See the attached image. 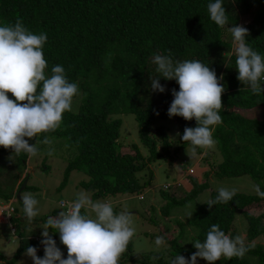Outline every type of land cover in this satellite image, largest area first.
I'll list each match as a JSON object with an SVG mask.
<instances>
[{
    "label": "trees",
    "instance_id": "obj_1",
    "mask_svg": "<svg viewBox=\"0 0 264 264\" xmlns=\"http://www.w3.org/2000/svg\"><path fill=\"white\" fill-rule=\"evenodd\" d=\"M211 2L214 0H0V26L14 24L19 18L34 33H46L48 39L43 52L48 62L47 73L50 75L51 68L59 64L65 68L69 81L80 88L78 109L64 113L60 129L38 137L63 138L77 149L75 158L64 169L59 188L72 170L82 169L88 178L80 184L94 198L139 193L150 185L153 172L144 170L150 161L167 155L170 146L166 128L156 124V120L169 117L167 110L174 98L171 90L179 91L174 79L163 77L160 83L166 91L151 89L150 76L158 75L152 60L156 54L170 52L174 61L196 59L215 69L217 77L223 75L220 83L225 91L224 107L219 113L223 123L216 126L213 134L221 161L209 160V154H204L202 158L209 163L205 181L194 180L192 188L184 194L170 195L166 192L169 186L160 190L168 199L163 213L189 203L202 189L209 188L206 179L209 176L223 178L248 173L264 191V94H252L237 80L233 38L221 39L225 28L210 19L207 5ZM224 7L229 17L228 27L238 24L249 29L247 43L264 55V0H224ZM8 95L15 99L11 93ZM253 108L260 110L259 116L241 112ZM128 111L134 115L146 155L136 146L122 151L116 145L121 120L115 114ZM173 117L178 124V146L185 145L184 128L195 127L196 121ZM27 158L26 154L17 155L0 146V202L15 198L26 177L23 174ZM29 188L26 183L23 190ZM217 195L216 190L210 192L211 199ZM206 201L197 204L190 219L196 229L193 242L206 239L213 224H219L221 230L235 237L232 224L236 211H241L247 222V241L264 236V213L253 215L246 210L264 201L256 193L237 192L232 201L211 208ZM54 214L55 210L43 220ZM20 218L16 210L9 216L20 242L4 264L13 263L27 247L37 248L40 244L34 240L23 245L22 239L28 237L20 229ZM58 236V232L52 231L53 238ZM179 237L168 239L165 252L151 250L136 260L141 264H170L179 254L190 259L197 249L193 243L185 248L178 242ZM130 249L131 242L128 253ZM130 258L128 254L127 259ZM0 259H5L1 253ZM222 264H264V246L255 244L242 259L223 260Z\"/></svg>",
    "mask_w": 264,
    "mask_h": 264
},
{
    "label": "clouds",
    "instance_id": "obj_2",
    "mask_svg": "<svg viewBox=\"0 0 264 264\" xmlns=\"http://www.w3.org/2000/svg\"><path fill=\"white\" fill-rule=\"evenodd\" d=\"M207 8L210 19L218 27L229 25L224 0H214ZM228 31L233 38L237 80L252 94H264V55L247 43L249 29L235 24L229 26ZM47 39L46 33H34L19 18L14 24L0 26V146L17 155L26 154L29 158L40 153L37 143L30 144L29 139L36 138L37 141L42 134L60 129L64 113L73 111L74 98L81 95L79 85L69 81L63 66L55 65L51 74L47 73L48 62L43 52ZM152 62L158 73L155 77L150 76L153 91H166L165 85L160 83L161 77L174 79L179 85V91L171 90L174 98L167 110L168 116L196 121L195 127L184 128L182 141L191 145L193 155L197 149L207 151L214 148L217 143L213 136L215 128L223 123L219 114L224 107L222 93L225 87L220 83L223 75L217 77L215 69L196 59L174 61L170 52L154 55ZM8 93L15 99H10ZM156 114L159 115L158 112ZM40 143L48 146V156L54 154L52 140L47 135H43ZM251 188L264 198L259 185L252 184ZM238 191L236 187L220 186L218 195L205 203L209 208L228 203ZM21 200L24 218L31 225L40 215L39 201L30 192L22 193ZM12 208L14 212L15 208ZM61 209L39 226L43 229L40 243L44 245V256H38L34 246L25 250L34 264H119L136 233L132 214L126 205L117 212L115 202L94 201L87 192L79 191L75 199ZM50 229L59 233L60 242L67 248V258L50 235ZM33 230L32 227L27 229L29 233ZM165 243L163 236L156 237L157 248ZM192 243L197 251L191 254L190 259L179 254L170 264H198V257L208 264L242 259L255 247L254 243L246 242L244 236L226 234L219 224L211 225L206 239Z\"/></svg>",
    "mask_w": 264,
    "mask_h": 264
},
{
    "label": "rangeland",
    "instance_id": "obj_3",
    "mask_svg": "<svg viewBox=\"0 0 264 264\" xmlns=\"http://www.w3.org/2000/svg\"><path fill=\"white\" fill-rule=\"evenodd\" d=\"M231 33L228 31V26L222 32L221 39L228 41L231 39ZM79 97L74 98L73 111L78 109ZM246 116H259L260 110L246 109L241 111ZM119 117L121 124L119 127V136L116 141V145L122 151H130L133 146H136L142 155L147 154V149L140 143L137 124L132 112H124L115 114ZM156 124L162 125L166 128L169 138L170 146L168 148V154L164 157L157 158L154 161L148 163L147 168L144 170L146 173L148 170L153 172V179L150 185L146 186L141 192L134 194H116L114 196L96 197L92 196L89 189L83 187L80 182L88 178L84 169L72 170L66 182L61 188L59 184L63 178V173L66 165L75 158L77 149L74 145H69L65 139L59 137H49L52 140L51 147L54 148V154L52 156L47 155V145L40 143L41 138H31L29 143H37L40 148V153L36 157L27 158L24 174H27V185L31 186L29 189L21 190V194L30 192L39 201L38 207L40 208V215H38L31 225H29L22 212V204L19 199L11 198L7 202L12 203V206L16 211L20 213V229L24 236L28 238L22 239L23 245L31 244L33 241H40L43 239L41 233L43 229L39 227L45 222L44 216L56 211L57 215L62 209L58 202L65 201L66 206L72 200L75 199V194L79 191L87 192L91 198L96 200H111L116 203V211L122 210L123 206H127V210L132 214L136 233L131 240V249L122 255L119 264H141L136 259L142 258V254L148 251H161L165 252L168 245V239L173 237H179L178 242L185 248L190 247L196 229L191 224L190 213L193 214L198 203L206 201L210 198V192L216 190L220 186L236 187L238 192L243 193H255L251 185L258 183L248 174H241L235 177H223L217 178L209 176V188L202 189L198 195L187 204L177 205L171 208L166 214L163 213L167 198L163 197L160 193L162 186L168 184L170 188L168 192L170 195L179 196L180 193L184 194L189 191L193 186V181L196 180L199 183L205 181L204 174L208 170V161H204L202 158L204 154H209V160L221 161L222 157L219 153L217 143L214 148L204 151L197 149L196 154H192L191 145L186 143L185 145L178 146L180 141L178 138V124L174 117H168L163 119H157ZM24 167V166H23ZM188 172L190 174H188ZM140 172L138 175L141 176ZM143 176L140 180L143 181ZM141 196V197H139ZM1 200V199H0ZM5 203V202H4ZM3 202H0V205ZM65 206V207H66ZM248 212L253 215L264 213V201L255 203L246 208ZM6 214V212H4ZM0 218V253L4 256V260L0 259V264L7 262L16 249L19 246L20 236L18 232H13L9 219L5 218V215ZM233 227L236 230L237 235L245 236L247 222L241 211H236L235 218L233 220ZM28 227H32L34 230L32 233L27 231ZM50 235H52V231ZM157 236H163L166 243L159 248L155 245V239ZM54 239V238H53ZM57 246L64 253V258H67V248L59 239V236L55 238ZM250 243H261L264 246V236L260 235L251 241ZM41 244V243H40ZM37 247V255L41 258L44 256V245ZM131 257L127 259V255ZM248 260H254L252 256H246ZM198 264H204L207 261L201 258H197ZM223 260L216 261L215 264H222ZM10 264H34L31 257L25 254V250L20 256Z\"/></svg>",
    "mask_w": 264,
    "mask_h": 264
},
{
    "label": "built area",
    "instance_id": "obj_4",
    "mask_svg": "<svg viewBox=\"0 0 264 264\" xmlns=\"http://www.w3.org/2000/svg\"><path fill=\"white\" fill-rule=\"evenodd\" d=\"M165 185H166L167 188H168V185H167V184H164V185L162 186V188L165 189ZM139 197H141V196H139ZM58 204H59L60 206H62V207H65V206H66V202H65V201H59ZM4 212H6V214H4ZM12 213H13V208H12V206H11V203H8L4 208H1V207H0V215H1V214H2V216L5 215V218H7V219H9V216H10ZM2 218H3V217H2Z\"/></svg>",
    "mask_w": 264,
    "mask_h": 264
},
{
    "label": "water",
    "instance_id": "obj_5",
    "mask_svg": "<svg viewBox=\"0 0 264 264\" xmlns=\"http://www.w3.org/2000/svg\"><path fill=\"white\" fill-rule=\"evenodd\" d=\"M25 175H26V177L24 178V180L22 181V183H21L19 189H18V190L16 191V193H15V197H16L17 199H20V192H21V190L24 189V187H25V185H26V183H27V177H28V175H27V174H25Z\"/></svg>",
    "mask_w": 264,
    "mask_h": 264
},
{
    "label": "crops",
    "instance_id": "obj_6",
    "mask_svg": "<svg viewBox=\"0 0 264 264\" xmlns=\"http://www.w3.org/2000/svg\"><path fill=\"white\" fill-rule=\"evenodd\" d=\"M7 204H8V203H7ZM5 206H6V204H4V203L0 205L1 208H4ZM0 218H2V214L0 215ZM0 221H1V220H0ZM40 245H41V244H40ZM42 246H43V244H42L40 247H42Z\"/></svg>",
    "mask_w": 264,
    "mask_h": 264
}]
</instances>
